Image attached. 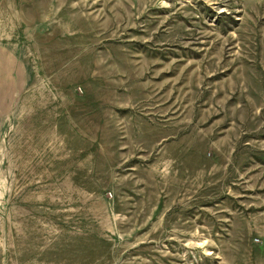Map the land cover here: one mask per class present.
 I'll list each match as a JSON object with an SVG mask.
<instances>
[{"label":"rangeland","instance_id":"rangeland-1","mask_svg":"<svg viewBox=\"0 0 264 264\" xmlns=\"http://www.w3.org/2000/svg\"><path fill=\"white\" fill-rule=\"evenodd\" d=\"M0 44V264H264V0H0Z\"/></svg>","mask_w":264,"mask_h":264},{"label":"crops","instance_id":"crops-1","mask_svg":"<svg viewBox=\"0 0 264 264\" xmlns=\"http://www.w3.org/2000/svg\"><path fill=\"white\" fill-rule=\"evenodd\" d=\"M28 80L23 61L11 49L0 44V121L18 109Z\"/></svg>","mask_w":264,"mask_h":264}]
</instances>
